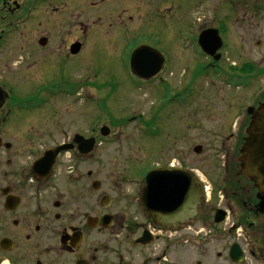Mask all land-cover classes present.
I'll return each mask as SVG.
<instances>
[{
    "label": "flooded vegetation",
    "instance_id": "flooded-vegetation-1",
    "mask_svg": "<svg viewBox=\"0 0 264 264\" xmlns=\"http://www.w3.org/2000/svg\"><path fill=\"white\" fill-rule=\"evenodd\" d=\"M197 2L208 10L193 22ZM183 5L190 14L182 27L171 26L170 15ZM147 9L153 14L139 20L166 27L176 43L186 27L190 44L200 49V35L217 28L222 57L233 43L243 59L239 50L249 32L264 35V0H0V264H181L183 240L193 241V264H264L260 191L242 173L240 160L250 117L214 131L221 159L211 164L212 173L192 169L200 191L197 212L169 225L142 201L147 174L156 167H118L103 183L100 120L86 126L84 119L70 118L71 104L86 102L85 91L96 93L99 111L90 47L103 19L110 18L104 29L121 41L118 46L131 43L128 65L135 47L158 48L165 41L146 38L148 32L131 25L134 13ZM202 55L217 66L212 55ZM166 59L161 75L173 60ZM87 139H93L89 154L81 152ZM176 166L182 167H158Z\"/></svg>",
    "mask_w": 264,
    "mask_h": 264
},
{
    "label": "rangeland",
    "instance_id": "rangeland-1",
    "mask_svg": "<svg viewBox=\"0 0 264 264\" xmlns=\"http://www.w3.org/2000/svg\"><path fill=\"white\" fill-rule=\"evenodd\" d=\"M148 10L135 12L131 25L148 32L144 35L146 38L165 37L158 49L173 58L165 68L166 73L161 75V79L136 82L125 59L131 43L129 41L127 47L118 46L121 41L110 38V33L104 29L110 20L107 17L95 38L97 44L90 47L99 73V111L94 91H85L86 102L81 100L70 107V118L84 119L87 126L98 117L101 125L111 129V136H102L100 145L103 183H107L106 174L118 167L144 169L171 163L197 169L202 176L212 173L209 170L211 164L215 166L221 159L216 152L220 150L221 143L213 139L215 132L222 125H233L237 118L247 116V107L264 99V35L252 36L253 33L249 32L239 50H242L243 59L237 57L233 50L237 46L232 43L233 49L227 50L228 54L216 62L218 66L205 70L210 61L195 43L190 44V30L184 27L186 30L181 31L180 40L176 43L166 27L157 26L156 21L139 20L138 15L142 14L140 18H143L153 14ZM206 10V2L193 5V22L197 16L206 15ZM188 13V5L176 9L170 15L175 23L171 26L182 27ZM194 26L196 28V24ZM129 31L131 34L128 36H133V30ZM172 31L177 33L176 28ZM258 41L263 44L256 45ZM246 63L254 66L257 75L252 77L253 73L241 71V65ZM230 76H234V85L229 81ZM159 111L161 116L157 114ZM198 145L203 147L202 153L194 150ZM214 254V251L210 253L209 261ZM194 258L193 241L183 240L181 264H193Z\"/></svg>",
    "mask_w": 264,
    "mask_h": 264
},
{
    "label": "water",
    "instance_id": "water-1",
    "mask_svg": "<svg viewBox=\"0 0 264 264\" xmlns=\"http://www.w3.org/2000/svg\"><path fill=\"white\" fill-rule=\"evenodd\" d=\"M213 39V40H212ZM203 50L214 55L221 47V41L214 32H203L200 35ZM216 55L215 59H219ZM163 55L150 47H141L134 51L131 66L133 73L144 79L157 77L164 65ZM252 122L247 129L248 136L242 149V173L253 178L259 188V198L264 210V104L254 112ZM107 126L102 134L108 135ZM87 148L81 152L89 153L93 148V139L87 140ZM201 152L200 145L194 148ZM142 201L151 216L158 222L169 225L178 220L184 221L195 215L200 201V191L191 172L181 168L155 169L148 173Z\"/></svg>",
    "mask_w": 264,
    "mask_h": 264
},
{
    "label": "bare ground",
    "instance_id": "bare-ground-1",
    "mask_svg": "<svg viewBox=\"0 0 264 264\" xmlns=\"http://www.w3.org/2000/svg\"><path fill=\"white\" fill-rule=\"evenodd\" d=\"M205 32V31H204ZM206 32H214L215 33V35H216V37L221 41L222 40V37H221V35H220V32H219V30L217 29V28H214V29H211V30H207ZM171 36V35H170ZM148 46V45H147ZM199 46L201 47V48H203L202 47V44H200L199 43ZM261 107V105L259 106V108ZM249 109H250V106H248L247 107V109H246V113L247 114H249L250 113V111H249ZM249 116H251V114H249ZM96 119V118H95ZM99 119V118H98ZM199 203H200V201H199ZM193 217V215H191V216H189V218H192Z\"/></svg>",
    "mask_w": 264,
    "mask_h": 264
}]
</instances>
